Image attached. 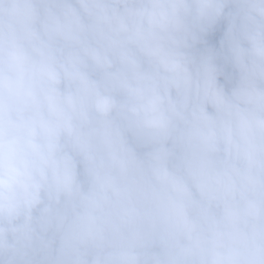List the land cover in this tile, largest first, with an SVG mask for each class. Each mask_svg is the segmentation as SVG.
<instances>
[{
	"label": "clouds",
	"instance_id": "obj_1",
	"mask_svg": "<svg viewBox=\"0 0 264 264\" xmlns=\"http://www.w3.org/2000/svg\"><path fill=\"white\" fill-rule=\"evenodd\" d=\"M0 264H264V0H0Z\"/></svg>",
	"mask_w": 264,
	"mask_h": 264
}]
</instances>
